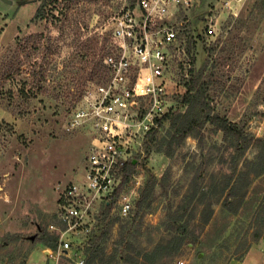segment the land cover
Segmentation results:
<instances>
[{
	"label": "rangeland",
	"instance_id": "1",
	"mask_svg": "<svg viewBox=\"0 0 264 264\" xmlns=\"http://www.w3.org/2000/svg\"><path fill=\"white\" fill-rule=\"evenodd\" d=\"M41 2L0 0V264H71L65 258H47L44 251L48 248L36 247L33 242L42 228L60 225L57 214L62 191L79 178L90 144L88 127L75 131L66 128L81 99L80 96L75 98L79 91L71 82L70 70L81 66L78 56L81 43L87 38H96L101 47L104 39L110 41L112 18L137 0H56L47 6L44 18L35 19ZM210 9L217 22L216 34L201 37L199 32L204 31ZM186 18L189 22L185 41L172 51L176 61L183 58L186 66L180 72L179 62L172 65L171 73L176 82L172 92L184 94L192 68L200 70L207 63L204 80L209 83L210 107L233 122L246 120L248 131L264 138V0L240 3L238 0H205L200 10L193 9ZM19 42L21 47L27 46L25 53L18 47ZM35 47L39 48L37 55H33ZM28 52L34 56L32 60ZM16 57L21 61L19 72L9 81L1 80L6 62ZM44 64L49 70L48 78L40 84L47 91L25 101L18 94L23 88L28 91L33 87L31 71L35 68L41 71ZM86 86L87 83L83 89L80 87L82 93ZM10 92L15 94L12 100ZM206 136L204 151L197 138L189 137L173 159L154 151L148 157L146 152L134 175L141 178L134 196L139 195L148 175L153 173L160 179L168 168L174 185L179 186L182 193L200 165L202 180H208L213 170L221 168L216 160L209 164L212 155L219 158V152L212 149V145L220 143L221 135L207 131ZM259 151L251 148L246 155L253 158ZM136 182L133 177L124 192L134 189ZM253 187L251 198L261 199L264 174L255 180ZM158 203L144 217L140 237L143 246L148 244V233L152 230L156 240L166 235L157 230L164 217ZM101 205H94L95 214ZM115 207L119 212V206ZM201 210L196 215L198 228L195 231L203 243L198 247L192 243L185 245L174 258L175 264H231L247 257L252 264H264V228L262 237L256 241L253 232L257 227L243 224L246 215L239 218L241 221H237L235 227L232 226L235 221H231L226 231L220 214L215 224L203 226L199 224ZM100 224L101 219L98 226ZM120 226L119 222L112 226L109 252L112 242L119 237ZM84 240L78 239V242L83 246ZM80 252L84 250L78 248L73 258ZM205 252L207 260L200 263L197 256Z\"/></svg>",
	"mask_w": 264,
	"mask_h": 264
},
{
	"label": "trees",
	"instance_id": "2",
	"mask_svg": "<svg viewBox=\"0 0 264 264\" xmlns=\"http://www.w3.org/2000/svg\"><path fill=\"white\" fill-rule=\"evenodd\" d=\"M54 1L56 0H42L35 19L44 18L47 6L55 3ZM108 41L104 39L101 47H98L96 38H87L81 43L78 52L81 66L70 70L73 74L71 82L78 86L79 91L75 93V98L82 96V87L88 81L98 78L102 81L106 78L108 69L103 60L109 53V50H105ZM18 47H21L20 42ZM26 47L23 45L21 52L25 53ZM38 50L39 48L35 47L33 55H37ZM99 51L104 52L99 54ZM28 57L32 60L34 56L28 52ZM47 57L45 56L44 59ZM20 63L18 57L6 62V70L1 80H11L19 72ZM47 63L50 65V62ZM44 66L46 67V64ZM44 66L41 71L36 68L31 71L33 87L28 91L23 88L18 94L19 97L29 101L47 91L40 84L48 78L49 70ZM206 67L207 63L200 70L192 68L190 79L186 84V92L175 96V107L159 121V127L149 133L145 147L148 157L154 151L173 159L189 137L197 138L200 149L204 151L206 132L210 131L221 135V141L213 143L212 149L220 155L216 159L212 155L209 164H213L216 160L221 168L213 170L208 180H202L200 165L183 193L179 186L174 185L171 169L168 168L160 179L151 173L140 188L139 195L133 199L128 215L122 216L120 212L115 211V206L118 207L116 201L130 185L139 167L138 163H128L114 201L103 203L96 214L98 219L102 209L100 219L103 226L101 224L98 226L100 220L98 219L96 232L83 242L81 248L86 257L85 264H175L174 258L181 253L185 245L192 243V245L197 244L198 247V244L203 243L198 232L195 231V228H198L196 215L200 208H202V217L199 224L203 226L215 224L220 214L226 225L224 230L226 231L231 227V221H235L232 223L235 227V223L241 221L239 218L246 215V220H242L243 224L249 223V226L257 227L256 232H253V239L257 241L262 237L264 196L261 199L251 198V192L255 180L264 174V138L255 137L249 132L246 120L233 122L210 107L209 83L204 80ZM13 95L15 94L10 92L11 100ZM251 148L260 150L253 158L246 155ZM157 201L164 212L157 230L164 231L166 235L156 240L152 230L148 233V244L143 246L140 237L143 236L144 217L153 210ZM118 222L121 224L119 237L112 242V251L109 252L107 246L111 240V229ZM149 229L152 227L149 226ZM33 242L36 247L43 246L56 250L59 236L47 228H42ZM207 255L206 252L203 256L198 254L197 260L204 263ZM67 260L75 264L72 260Z\"/></svg>",
	"mask_w": 264,
	"mask_h": 264
},
{
	"label": "built area",
	"instance_id": "3",
	"mask_svg": "<svg viewBox=\"0 0 264 264\" xmlns=\"http://www.w3.org/2000/svg\"><path fill=\"white\" fill-rule=\"evenodd\" d=\"M195 4L196 0H137L109 23V53L103 60L108 74L102 81L87 82L66 124L68 131L88 127L91 139L79 178L62 191L57 214L60 225L48 229L59 236V243L56 250L44 251L47 258L85 264L84 253L76 259L73 256L82 247L78 239H87L96 230L94 205L114 201L128 163L139 165L144 160L149 133L176 105L171 68L179 62L182 72L186 64L183 58L176 61L172 51L185 41L186 16L190 17ZM211 12L206 14L201 37L216 34L217 22ZM134 178L135 188L116 201L122 216L128 215L135 189L141 185L140 176Z\"/></svg>",
	"mask_w": 264,
	"mask_h": 264
},
{
	"label": "crops",
	"instance_id": "4",
	"mask_svg": "<svg viewBox=\"0 0 264 264\" xmlns=\"http://www.w3.org/2000/svg\"><path fill=\"white\" fill-rule=\"evenodd\" d=\"M13 2H15V0H12ZM205 2V0H196V4L195 6L193 7V9L196 11V10H200L202 8V5L203 3ZM193 12V10H192ZM231 264H252V262L250 263L248 261V257L244 260V261H235V262H232Z\"/></svg>",
	"mask_w": 264,
	"mask_h": 264
},
{
	"label": "water",
	"instance_id": "5",
	"mask_svg": "<svg viewBox=\"0 0 264 264\" xmlns=\"http://www.w3.org/2000/svg\"><path fill=\"white\" fill-rule=\"evenodd\" d=\"M6 1H8V0H6ZM135 163V162H134Z\"/></svg>",
	"mask_w": 264,
	"mask_h": 264
}]
</instances>
